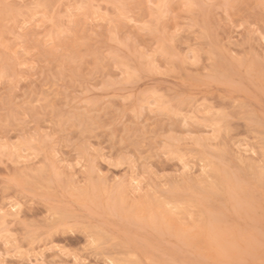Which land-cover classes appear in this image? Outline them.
I'll return each instance as SVG.
<instances>
[{"label": "rangeland", "instance_id": "374dc122", "mask_svg": "<svg viewBox=\"0 0 264 264\" xmlns=\"http://www.w3.org/2000/svg\"><path fill=\"white\" fill-rule=\"evenodd\" d=\"M0 264H264V0H0Z\"/></svg>", "mask_w": 264, "mask_h": 264}, {"label": "bare ground", "instance_id": "6f19581e", "mask_svg": "<svg viewBox=\"0 0 264 264\" xmlns=\"http://www.w3.org/2000/svg\"><path fill=\"white\" fill-rule=\"evenodd\" d=\"M176 208H177V206H176Z\"/></svg>", "mask_w": 264, "mask_h": 264}]
</instances>
